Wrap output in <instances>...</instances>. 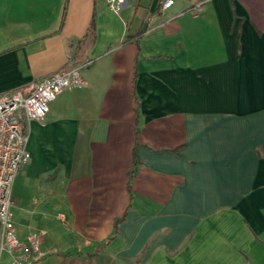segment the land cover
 <instances>
[{"label":"crops","instance_id":"crops-1","mask_svg":"<svg viewBox=\"0 0 264 264\" xmlns=\"http://www.w3.org/2000/svg\"><path fill=\"white\" fill-rule=\"evenodd\" d=\"M106 1L0 0V94L84 66L30 124L17 235L46 264H264V0Z\"/></svg>","mask_w":264,"mask_h":264},{"label":"built area","instance_id":"built-area-1","mask_svg":"<svg viewBox=\"0 0 264 264\" xmlns=\"http://www.w3.org/2000/svg\"><path fill=\"white\" fill-rule=\"evenodd\" d=\"M127 0H107L108 8L119 14ZM175 0H158L161 11ZM200 10V9H199ZM84 66L76 65L39 81L29 91L15 89L0 94V264H42L46 251L43 235L31 232L25 238L16 233L13 220V186L20 169L31 158L29 129L33 121L43 123L51 103L65 90L82 87Z\"/></svg>","mask_w":264,"mask_h":264},{"label":"rangeland","instance_id":"rangeland-1","mask_svg":"<svg viewBox=\"0 0 264 264\" xmlns=\"http://www.w3.org/2000/svg\"><path fill=\"white\" fill-rule=\"evenodd\" d=\"M29 163V162H28ZM27 163V164H28ZM26 164V165H27ZM25 166V165H24ZM13 189H14V186H13ZM13 202H14V194H13ZM13 212H14V210H13ZM61 215H58V217H59V219L60 220H62V217H60ZM16 219V218H15ZM35 224V223H34ZM34 232V231H33ZM35 232H38V233H42V235H43V242L45 241V232L44 231H35ZM44 250L46 251V257H45V259H44V261H43V263L42 264H46L45 263V260L47 259V258H49L50 256H52V255H56L57 253H58V249L56 248V247H53V248H47V247H44ZM62 254V253H61ZM2 264H10L9 263V260H8V258L6 257V256H4L3 257V263Z\"/></svg>","mask_w":264,"mask_h":264},{"label":"trees","instance_id":"trees-1","mask_svg":"<svg viewBox=\"0 0 264 264\" xmlns=\"http://www.w3.org/2000/svg\"><path fill=\"white\" fill-rule=\"evenodd\" d=\"M231 3H233V0H231ZM160 7H158V9H159ZM65 9V8H64ZM64 13H65V10H64ZM63 23H64V15H63V18H62V20H61V24H60V27L63 25ZM95 29H96V27H95V19H94V16H93V18H92V20H91V22H90V25H89V28H88V34H90L92 37H95ZM141 34L142 33H140L138 36H135V37H128V40L130 39V40H134V41H138L139 40V38H140V36H141ZM87 36V35H86ZM83 42V41H82ZM133 175H134V172L132 173V177H133Z\"/></svg>","mask_w":264,"mask_h":264},{"label":"water","instance_id":"water-1","mask_svg":"<svg viewBox=\"0 0 264 264\" xmlns=\"http://www.w3.org/2000/svg\"><path fill=\"white\" fill-rule=\"evenodd\" d=\"M154 4H155V7H156V6H157V4H158V0H155Z\"/></svg>","mask_w":264,"mask_h":264}]
</instances>
